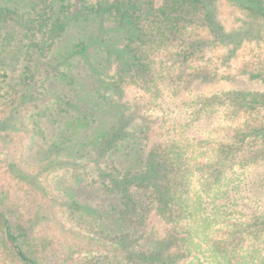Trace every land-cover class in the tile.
Returning <instances> with one entry per match:
<instances>
[{
  "label": "trees",
  "instance_id": "16d2710c",
  "mask_svg": "<svg viewBox=\"0 0 264 264\" xmlns=\"http://www.w3.org/2000/svg\"><path fill=\"white\" fill-rule=\"evenodd\" d=\"M217 1L0 0V124L11 118L14 108L30 119L33 130L40 129L42 118L59 124L68 116L59 138L71 140L74 132L83 136L76 156L70 157L80 156L78 174L98 184L112 201L108 220L91 224L80 236L87 250L74 264H182L190 255L195 264L208 256L216 264H264V166L260 161L264 159V95L244 90L227 93L233 112L247 118L228 140L214 146L199 168L204 189L214 191L205 216L198 212L206 210L203 198L189 206L185 197L192 167L186 162L184 142L166 136L165 124L146 113L143 98L120 100L126 85L161 94L158 67L164 60L160 54L179 67L174 73L177 84L198 76L197 72L185 76V65L201 58L206 49L229 42L238 45L252 35L248 29L226 30L218 18ZM234 1L248 18L264 22V0ZM94 16L122 31L118 36L124 58L113 52L106 59L96 55L89 73H100L108 80L87 88L80 76L73 75L82 64L86 43L78 40L65 47L62 41L70 26ZM115 60L119 67L110 73ZM85 94L93 96L95 107L79 104ZM200 100L210 115L220 104V94ZM106 107L115 110L111 121L101 117ZM53 147L52 154L62 150L58 142ZM238 158L242 167L255 166L239 182L232 168ZM54 163L50 157L48 164ZM67 203L80 207L74 199ZM50 206L28 219L0 210V245L21 264H65L54 262L46 251L37 254L35 239L41 236L34 234L33 220L48 218ZM187 212L200 217L196 226L181 224ZM154 219L168 225L164 233ZM217 221L223 222L225 230L212 239L209 229ZM39 243L47 245L49 240ZM74 246H68L67 258L72 257Z\"/></svg>",
  "mask_w": 264,
  "mask_h": 264
},
{
  "label": "rangeland",
  "instance_id": "374dc122",
  "mask_svg": "<svg viewBox=\"0 0 264 264\" xmlns=\"http://www.w3.org/2000/svg\"><path fill=\"white\" fill-rule=\"evenodd\" d=\"M216 5L218 18L226 30L248 29L252 31L249 33L252 35L243 37L238 45L229 42L206 49L201 58L191 60L185 65V76L191 72H197L198 76L185 77L186 81L177 84L174 73L179 67L172 64L171 59L163 58L164 54H160V60H164L158 67V71L161 72L159 79L161 94L154 96L134 85H126L124 95L120 97L121 101L129 102L143 98L148 107L146 113L160 118L165 124L166 136L184 142L186 162L192 167L185 197L189 206L194 204L196 198H200L201 201L203 198L207 211L199 209L198 212L204 216L211 210V194L214 191L208 192L204 189L201 178L203 171L199 168L211 155L214 146L220 141L228 140L233 130L241 126L247 118V114L233 112L232 106L228 105L227 93L244 90L264 95V22L248 18L234 0H219ZM120 32L122 31L118 28L113 29L105 19L96 16L85 23L69 27L62 41L65 47L78 40H84L87 45L82 64L73 72L74 78L78 75L84 80L82 82L85 87L94 88L102 81L108 80L100 73L96 72L93 76L89 73V65L91 62L96 63V55H100V59H106L113 52L123 61V42L118 36ZM94 67L95 64L92 69ZM116 67L119 66L115 60L113 68L108 71L113 73ZM75 85L78 86V83H75L74 87ZM66 89L68 94L73 95L69 87ZM212 94H220V104L208 115L207 110L202 108L200 99ZM80 100L79 104L89 107L96 105L93 96L88 94L82 95ZM82 104L80 105L83 106ZM14 110L10 113L11 118L0 124V210L7 211L11 216H23L28 219L35 211L41 212L51 205L48 208V218L33 220L34 234L41 236L35 239L37 254L46 251L54 262L64 260L65 264H74V259L82 257L87 250L80 236L87 233V228H90L91 224L102 222V219L108 220L112 201L98 184L89 183L84 175L78 174L82 167L78 163L83 162L80 156L77 154L76 158L70 157L76 156L75 148L83 141V136H76L77 133L74 132L70 134L71 140L63 141L59 138L65 120L69 119L68 116L62 117L59 124L42 118L38 121L40 129L33 130L30 129L32 127L30 119L23 115L22 110L19 108L17 112L15 108ZM114 111L104 108L102 119L111 121L116 115ZM257 119L259 120L260 116ZM55 142L62 147L59 154L57 152L52 154ZM50 157L56 160V164H48ZM260 161L264 166V159ZM235 163L232 168L235 169L238 182L255 167L254 165L242 167L239 158ZM12 168L14 171H11ZM44 191L48 195L43 197ZM53 196L57 197L56 201L50 200ZM69 199H74L80 207L70 206L67 203ZM99 212L105 215L100 218ZM194 214L195 216H188L187 212L181 219V224L196 226L200 217ZM77 222L80 224L77 225ZM154 223L162 233L168 228L160 219H154ZM224 230L223 222L217 221L209 229L210 237L220 238ZM44 238L49 240L47 245L39 243L45 240ZM70 244L75 245L76 252L67 258V248ZM201 258L202 264H216L209 256L206 259ZM0 264L21 262L12 257L9 251H4L0 245ZM182 264H195V260L190 255Z\"/></svg>",
  "mask_w": 264,
  "mask_h": 264
}]
</instances>
